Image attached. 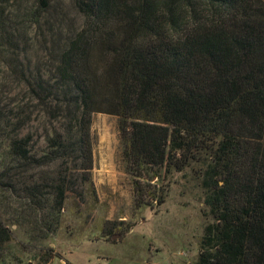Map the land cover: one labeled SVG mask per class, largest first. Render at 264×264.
<instances>
[{"label":"trees","instance_id":"obj_1","mask_svg":"<svg viewBox=\"0 0 264 264\" xmlns=\"http://www.w3.org/2000/svg\"><path fill=\"white\" fill-rule=\"evenodd\" d=\"M58 1L0 0V264L95 190L96 113L120 119L137 206L165 203L155 169L211 153L191 264H264V0H67L76 22Z\"/></svg>","mask_w":264,"mask_h":264},{"label":"rangeland","instance_id":"obj_2","mask_svg":"<svg viewBox=\"0 0 264 264\" xmlns=\"http://www.w3.org/2000/svg\"><path fill=\"white\" fill-rule=\"evenodd\" d=\"M16 5L14 2L11 7ZM58 5L73 22L78 20L69 1H58ZM92 134L95 192L87 190L84 199L69 193L59 230L44 242H31L28 235L13 226L12 230H17L15 242L5 252V264L195 262L205 229L214 223L205 206L204 184L211 153L195 154V160L182 172L173 166L155 169L158 177L147 183L156 187V195L164 193L165 203L155 208L137 206L136 178L129 173L123 158L119 117L94 114ZM153 199L150 191L147 200L155 204Z\"/></svg>","mask_w":264,"mask_h":264},{"label":"crops","instance_id":"obj_3","mask_svg":"<svg viewBox=\"0 0 264 264\" xmlns=\"http://www.w3.org/2000/svg\"><path fill=\"white\" fill-rule=\"evenodd\" d=\"M118 243H120V241H118L117 243H111V244H118ZM138 264H141V263H138Z\"/></svg>","mask_w":264,"mask_h":264},{"label":"water","instance_id":"obj_4","mask_svg":"<svg viewBox=\"0 0 264 264\" xmlns=\"http://www.w3.org/2000/svg\"><path fill=\"white\" fill-rule=\"evenodd\" d=\"M114 239V238H113Z\"/></svg>","mask_w":264,"mask_h":264}]
</instances>
